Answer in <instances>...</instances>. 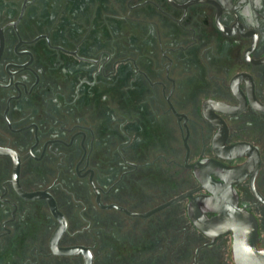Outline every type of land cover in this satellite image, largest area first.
<instances>
[{"label": "flooded vegetation", "instance_id": "af4514ba", "mask_svg": "<svg viewBox=\"0 0 264 264\" xmlns=\"http://www.w3.org/2000/svg\"><path fill=\"white\" fill-rule=\"evenodd\" d=\"M206 173L264 250V0H0V264H209Z\"/></svg>", "mask_w": 264, "mask_h": 264}, {"label": "water", "instance_id": "95a60500", "mask_svg": "<svg viewBox=\"0 0 264 264\" xmlns=\"http://www.w3.org/2000/svg\"><path fill=\"white\" fill-rule=\"evenodd\" d=\"M207 104L208 103H206V105ZM214 165L218 170L214 172V174L224 179L226 174L225 168L217 163H214ZM204 183L207 184L205 189L210 195H200L197 197H192L191 194L183 195L151 211L143 217L153 215L189 196L191 198V203L189 205L190 218L195 227L212 240V243L202 248L210 247L221 237L231 235L233 239L231 252L234 264H264V250L258 248V222L254 215L239 206L237 194L231 185H222L215 181L211 177V173H206L204 175ZM103 208L120 209L115 205L103 206ZM54 213L61 222L60 228L57 230L54 237V241L57 243L66 229V223L55 206ZM209 213L215 214V216L208 218L207 214ZM57 254L67 256L82 255L85 259V264H93L90 250L84 247L59 249Z\"/></svg>", "mask_w": 264, "mask_h": 264}, {"label": "rangeland", "instance_id": "374dc122", "mask_svg": "<svg viewBox=\"0 0 264 264\" xmlns=\"http://www.w3.org/2000/svg\"><path fill=\"white\" fill-rule=\"evenodd\" d=\"M184 227H185V225H184ZM231 247H232V240H230V239L223 240L220 243L219 247H217V249L210 251V256H211L212 259L209 262V264H233ZM221 251H223V252H221ZM187 252L190 253V254L186 255L183 258L182 264H192V260L193 259L191 258V256H192V253H193V247L189 246L188 249L185 248L184 249V253L187 254ZM170 253L165 255L163 257V261H161V263H159V264H170ZM225 253L228 254V261H226L225 255L223 256V254H225ZM131 258H132V256H127L126 257L124 255L123 257L118 259V261L121 260L122 262L121 261L120 262L115 261L113 263L114 264H130V263H134L135 264V262H132ZM151 264H155V262L152 261Z\"/></svg>", "mask_w": 264, "mask_h": 264}]
</instances>
